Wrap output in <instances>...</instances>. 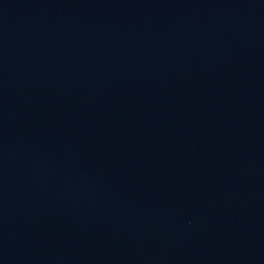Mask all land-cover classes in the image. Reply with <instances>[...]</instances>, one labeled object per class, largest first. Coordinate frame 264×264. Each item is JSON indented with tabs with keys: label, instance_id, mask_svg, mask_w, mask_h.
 <instances>
[{
	"label": "water",
	"instance_id": "95a60500",
	"mask_svg": "<svg viewBox=\"0 0 264 264\" xmlns=\"http://www.w3.org/2000/svg\"><path fill=\"white\" fill-rule=\"evenodd\" d=\"M0 264H264V0H0Z\"/></svg>",
	"mask_w": 264,
	"mask_h": 264
}]
</instances>
